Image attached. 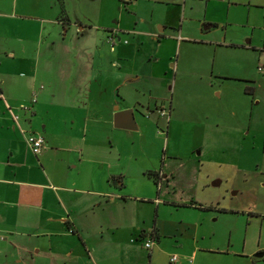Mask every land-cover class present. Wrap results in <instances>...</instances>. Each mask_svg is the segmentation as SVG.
Listing matches in <instances>:
<instances>
[{"label":"rangeland","instance_id":"obj_1","mask_svg":"<svg viewBox=\"0 0 264 264\" xmlns=\"http://www.w3.org/2000/svg\"><path fill=\"white\" fill-rule=\"evenodd\" d=\"M242 1H194L186 8L181 17L184 34L203 43L184 41L177 49L169 38L156 46L146 37L139 44L130 33L120 36L127 41L119 49L121 74L104 95H112L113 106L132 109L136 127L119 129L110 122L105 135L119 154L123 182L118 192L111 190L123 196V204L112 207L121 219L101 234L91 232L83 239L85 246L100 248L109 246L112 237L126 240L123 255L117 248L113 264H264V255L254 256L258 251L264 254L255 247L259 229L264 245V218L261 227L258 223L264 217V96L258 90L245 93L246 81L238 77L220 79L208 71L216 56L215 64L220 57L230 71L253 63L255 77H262L256 70L262 61L257 62L253 52L214 44L230 40L249 44L245 33L251 24L256 26L252 43H261L264 8L232 4ZM9 2L16 14L29 17L2 18L6 26L13 21L19 25L3 28L2 34L27 35L31 52L42 37L41 27L64 11L65 33L56 26L46 41L48 52L60 57L66 50L74 56L82 51L74 31L79 21L130 29L134 19L126 13L129 6L118 0H0L3 6ZM136 8L148 12L145 2ZM136 22L133 32L138 36L145 23ZM207 24L210 27L203 29ZM110 65L103 64L106 75L116 71ZM160 109H168L167 120L158 115ZM248 214L257 218L249 220ZM96 223L91 221L88 229H98ZM136 223L145 230L153 227L158 234L148 250L133 240ZM16 242L7 243L18 247ZM55 243L70 247L73 254L83 249L75 235L58 237ZM171 254L179 260L169 263Z\"/></svg>","mask_w":264,"mask_h":264},{"label":"crops","instance_id":"obj_2","mask_svg":"<svg viewBox=\"0 0 264 264\" xmlns=\"http://www.w3.org/2000/svg\"><path fill=\"white\" fill-rule=\"evenodd\" d=\"M118 1L123 7L129 6L130 13H126L134 18L131 19V28L106 22L79 21L74 31L82 51L78 50V56H74L66 50L63 57L48 52L46 42L56 26L63 28L65 33L68 16L63 10L62 15L41 27L42 37L36 39L35 51L31 52L27 35L18 34L11 38L1 31L3 28L12 29L13 24L19 27L17 21L6 26L1 22L2 18L29 16L16 14L15 5L11 6L10 2L6 6L0 4V264H113L117 248L121 249V256L124 253L126 240L122 238H109L110 245L101 248L83 244L85 235L91 232L101 234L116 226L121 219L112 209L113 205L119 207L123 204V196L117 193L123 182L117 166L119 154L105 135L114 110L127 109L128 106H113L112 95H104L111 81V86H115L121 74L119 49L127 41H121L120 36L130 33L139 44L141 37H146L157 43L156 46L169 38L177 49L184 41L203 42L184 34L182 21L186 8L193 6L194 1L202 0ZM144 2L147 13L136 8ZM232 4L264 8V0ZM136 21L145 23L138 36L133 32ZM255 27L251 24V31L245 33L249 36V44L231 40L214 44L240 51L250 50L257 62L264 63V23L260 26L263 29L261 43H252ZM199 30L196 23L195 32ZM104 62L111 64L116 71L108 70L106 75ZM215 63L216 56L208 70L209 76L213 74L220 79L238 77L246 81L244 86L250 88V94L258 90L260 96H264V74L261 78L255 77L253 63L245 69L231 71L220 57L217 65ZM32 96L34 102H31ZM19 104L27 108L21 109ZM7 106L18 116L17 123L12 121ZM28 132L43 137V149L37 155L27 147L25 138ZM98 210L105 215L99 217V212L95 215ZM247 218L257 217L248 214ZM263 218L258 219L260 227ZM94 220H97L98 229H88ZM135 227L133 240L140 245L147 235L153 234L158 241V234L155 235L152 228L145 230L139 223ZM131 231L132 228L129 235H132ZM70 235H75L82 243L81 254H73L70 247L55 243L58 237ZM260 236L261 229L255 247L264 250ZM7 242H16L18 247ZM192 254L196 259V254Z\"/></svg>","mask_w":264,"mask_h":264},{"label":"built area","instance_id":"obj_3","mask_svg":"<svg viewBox=\"0 0 264 264\" xmlns=\"http://www.w3.org/2000/svg\"><path fill=\"white\" fill-rule=\"evenodd\" d=\"M121 1H124V2H128V1H131V0H121ZM256 70L257 72L261 73V74H264V63H259L256 65ZM35 101V97L32 96L31 97V102H34ZM19 108L21 109H26L27 106L24 105V104H19ZM7 111L12 119L13 122L17 123V120H18V116L11 111V109L7 106ZM158 115L160 117H163L165 120L168 119V111L165 110V109H160L158 111ZM167 123V121H166ZM25 141H26V144H27V147L29 148V150L34 154V155H37L39 154L42 149H43V137L38 134V133H34V132H28V134L26 135V138H25ZM0 238H2V236L0 235ZM153 244V237L150 236V238H147L143 241L142 243V246L143 248L145 249H150V247L152 246ZM169 263H174L178 260V256L176 254H171L169 256Z\"/></svg>","mask_w":264,"mask_h":264},{"label":"water","instance_id":"obj_4","mask_svg":"<svg viewBox=\"0 0 264 264\" xmlns=\"http://www.w3.org/2000/svg\"><path fill=\"white\" fill-rule=\"evenodd\" d=\"M208 25H204L203 29H206ZM112 126L119 129L134 130L135 122L133 118L132 109H115L112 114ZM263 255L262 251L256 252L255 257H261Z\"/></svg>","mask_w":264,"mask_h":264},{"label":"trees","instance_id":"obj_5","mask_svg":"<svg viewBox=\"0 0 264 264\" xmlns=\"http://www.w3.org/2000/svg\"><path fill=\"white\" fill-rule=\"evenodd\" d=\"M244 92H245V93H250V88H249V87H245V88H244ZM154 182H155V181H154ZM155 183H156V182H155ZM151 231H153V233H155V235H156V232L154 231V228H153V227H152ZM152 235H153V234H152ZM152 235H151V236H152ZM152 237H153V236H152ZM153 238H154V237H153Z\"/></svg>","mask_w":264,"mask_h":264}]
</instances>
